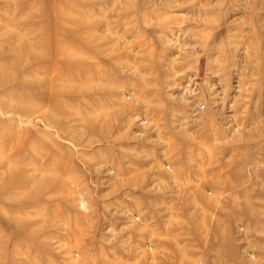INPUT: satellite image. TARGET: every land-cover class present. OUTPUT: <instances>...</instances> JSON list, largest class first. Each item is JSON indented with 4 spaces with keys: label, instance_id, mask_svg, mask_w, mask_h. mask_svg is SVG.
Wrapping results in <instances>:
<instances>
[{
    "label": "rangeland",
    "instance_id": "374dc122",
    "mask_svg": "<svg viewBox=\"0 0 264 264\" xmlns=\"http://www.w3.org/2000/svg\"><path fill=\"white\" fill-rule=\"evenodd\" d=\"M0 264H264V0H0Z\"/></svg>",
    "mask_w": 264,
    "mask_h": 264
}]
</instances>
